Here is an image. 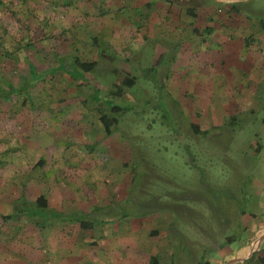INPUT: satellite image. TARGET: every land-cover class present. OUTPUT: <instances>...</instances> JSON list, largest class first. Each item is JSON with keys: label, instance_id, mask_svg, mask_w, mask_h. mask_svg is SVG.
<instances>
[{"label": "rangeland", "instance_id": "1", "mask_svg": "<svg viewBox=\"0 0 264 264\" xmlns=\"http://www.w3.org/2000/svg\"><path fill=\"white\" fill-rule=\"evenodd\" d=\"M35 1L26 42L40 33L38 18H49V32L56 35L47 46L38 43L30 61L39 71L54 70L37 75L29 88L35 109L25 107L21 95L0 98V151L18 149L1 159L0 226L23 191L30 201L46 194L51 208L92 213L95 224L87 232L78 223L63 229L57 224L43 236L26 227L23 240L8 241L22 257L0 250V264H150L154 255L170 264L168 239L148 236L149 221L159 215L179 232L175 264H222L224 256L211 253V239L245 241L264 222V83L242 97L241 88L257 79V67L244 74L234 68L229 72L235 80L220 73L206 27L211 18L217 27L231 23L219 13L228 7L248 18L245 24L264 25V0H77L61 7L44 3L54 0ZM117 8H123L119 17L111 12ZM232 26L221 33H253ZM3 30L18 40L24 34L5 8ZM101 32L110 57L92 44ZM73 42L83 58L98 62L94 74L84 76L73 62L57 61L56 54L73 56ZM0 65L17 86L23 76L30 79L23 62L5 59ZM221 74L230 92L219 85ZM111 84L124 88V99H115L124 116H118V132L104 139L98 103L108 106L102 96ZM120 138L125 147H119Z\"/></svg>", "mask_w": 264, "mask_h": 264}, {"label": "trees", "instance_id": "2", "mask_svg": "<svg viewBox=\"0 0 264 264\" xmlns=\"http://www.w3.org/2000/svg\"><path fill=\"white\" fill-rule=\"evenodd\" d=\"M34 0H0V9L5 8L14 18L15 21L18 22V24L22 27L23 31V37L21 39H14V37L8 33L6 30H3V32H0V62L3 60H8V62H13V64L16 63H25L27 65L28 73L30 74V79L27 78V76L22 77V84L16 85V83L8 78L4 72V69L1 68L2 65H0V98L2 100H11L14 96H23V105L25 107H29L30 109H35V103L33 100V97L30 95V87L35 86V82H37V75L39 76H47L49 75L54 69H46V70H38L37 66L30 61L29 52L33 50H37V44L44 42V45L47 46V44L51 43L52 38L54 39L52 35H56L53 32H49L50 28V19L44 18V19H35L36 26L40 29L37 33V37L31 38V40H27L26 38L27 34L29 32L32 33L33 28L30 26L31 22V10H30V3ZM38 1V0H36ZM35 1V2H36ZM77 0H54L52 2L44 1V3L48 6L51 5H58L61 6H72L73 4H76ZM104 4H107V0H102ZM108 6V5H107ZM107 6L105 9L100 13V15L106 14ZM149 9L152 7L151 2L146 3L145 5ZM123 8H117L113 9L111 12H113L116 16L119 17L120 12ZM192 10H187L185 13H191ZM109 12V10H108ZM192 16L195 15V12L191 14ZM149 16V15H148ZM117 17V18H118ZM122 19V18H121ZM65 31V30H63ZM27 32V34L25 33ZM63 33V32H62ZM66 33V32H65ZM92 44L98 49L101 56H109L107 51L110 49V45L106 42V39L102 32L97 37L92 38ZM73 46L75 47V53L71 58H66L65 56H58L56 54L57 61L62 62H73L74 68L78 73H82L84 76L86 74H94L97 70L98 62L96 60L83 58L80 54V48L79 46L76 47L75 42H73ZM110 57V56H109ZM33 73L34 76L31 75ZM36 77V78H35ZM34 78V79H33ZM79 81V80H77ZM127 85L129 87L134 86V80L128 79ZM100 94V92H99ZM94 96H98L97 92L93 93ZM101 95V94H100ZM102 96V95H101ZM107 101L106 103L108 106L105 105V103H98L99 105V123H100V133L104 139H111L117 132H118V125L121 121L118 116H124L123 109L118 106L115 99L121 98L124 99V88L118 85H112L107 90L106 95L102 96ZM42 102V101H41ZM192 129L197 134L200 133L202 130L199 128L198 124L192 125ZM5 141L3 137H0V144L1 142ZM117 143L120 146H124V141L120 138V140H117ZM254 147H260V144L254 143ZM94 147H91V150H93ZM18 150L17 148H10L9 150H3L0 151V165H4V162L1 161L2 157L7 156L10 152ZM110 152V151H109ZM106 155V154H105ZM103 156V155H102ZM104 158V157H103ZM108 158V154L105 156V161ZM132 161V160H131ZM2 162V164H1ZM119 162V161H118ZM44 163V160L41 159L38 163V165H42ZM117 162H114L116 164ZM121 163V162H120ZM131 163V162H130ZM122 166L127 167V170H130L129 164L125 162V164L121 163ZM135 179V178H134ZM133 179V181H134ZM10 188V187H9ZM14 212L9 215H5L2 217L3 224L0 226V250L7 251L9 254H12L14 257H22V254L19 252H15L12 249H10L8 245V241L14 240H23L25 234L27 233L26 227H29L30 229L35 228L38 230L41 234V236L45 235L46 230L48 227L56 226L57 224H62L59 229H63L65 224L68 223H78L81 227V230L87 232L93 229V226L95 222L91 220L92 213H85L83 211L79 212H64L55 208H51L49 205L48 196L46 194H41L38 196V198L35 201L28 200L26 194L23 193L18 198V200L15 201L14 205ZM104 207V205H103ZM102 206L99 209H101ZM173 211L172 213L177 214V210L171 209ZM246 214L245 212L243 213ZM164 218V220L162 219ZM150 219V218H147ZM147 219H141V220H147ZM154 219L153 222H150V225L152 227V230L149 232V237H158L159 239H168L169 246L172 250V260L170 264L176 263V255L178 253L179 247L175 245L176 236H179L178 231H172L174 230L173 224L174 222H170L169 219L165 215L162 216H155L152 217ZM124 220V219H123ZM122 220V221H123ZM166 220V221H165ZM27 222V225H22V222ZM125 221V220H124ZM115 223V222H114ZM228 224H232L229 223ZM115 225V224H114ZM223 225H220V227ZM154 227V228H153ZM58 228V227H57ZM222 228V227H221ZM220 228V229H221ZM34 229V230H35ZM174 235L173 237H171ZM26 237V236H25ZM212 237V236H211ZM175 240H174V239ZM179 238V237H178ZM218 236L211 239V253L214 251H222L227 246H232L235 243H239L241 241H237L234 237H229L226 239V243H222V240H218ZM93 245H96L97 242L95 240L90 241ZM42 251H45L44 248H42ZM205 251H208L207 248H205ZM217 255V253H216ZM92 264V263H91ZM150 264H161V257L154 255L151 258Z\"/></svg>", "mask_w": 264, "mask_h": 264}, {"label": "crops", "instance_id": "3", "mask_svg": "<svg viewBox=\"0 0 264 264\" xmlns=\"http://www.w3.org/2000/svg\"><path fill=\"white\" fill-rule=\"evenodd\" d=\"M239 1L244 3L243 0H238V2ZM234 9L235 8L228 7L219 12L225 14L226 16L224 17L228 16L234 19L231 23H223L217 27L216 24L218 23H214V19L211 18L212 22L207 25L206 28L207 31L211 30V37L215 45L213 46L214 48H211V53L214 54V56L211 55V59L215 62L213 65L220 69V73L225 71L230 80H235V78L230 77L232 74L229 72L233 71L234 68L236 71L244 74L249 73L252 68L257 67L255 69V71L257 69V71H259L257 79H254L251 83L247 82L244 88H241V92H239L243 94L242 97L247 98L249 92H252V95H254V90L258 89L255 84L261 87L264 83L262 79V74L264 73V25L245 24V19L248 18H245L244 15L235 13ZM232 24V27L236 29H247L253 33L247 36L242 34V30H240V34L238 35H226L225 33H221L224 27L229 28ZM243 25L244 28L241 27ZM196 29L199 31L201 28L196 27ZM224 51H226L227 54ZM229 53L230 55H228ZM222 76V74L219 77L216 76L219 79V85L222 86V89L226 87L228 92H230V81L227 78H222ZM238 108H240V103ZM214 122V120H211V126L216 124ZM255 234L256 235L248 238V240L237 243L235 247H232L234 246L232 245L227 246L222 251L219 250L217 256L219 253L221 256H224L223 261L221 260L222 264H264V222H259Z\"/></svg>", "mask_w": 264, "mask_h": 264}]
</instances>
